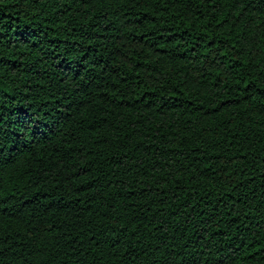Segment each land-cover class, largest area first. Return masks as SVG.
I'll return each mask as SVG.
<instances>
[{"label":"trees","instance_id":"16d2710c","mask_svg":"<svg viewBox=\"0 0 264 264\" xmlns=\"http://www.w3.org/2000/svg\"><path fill=\"white\" fill-rule=\"evenodd\" d=\"M0 264H264V0H0Z\"/></svg>","mask_w":264,"mask_h":264}]
</instances>
